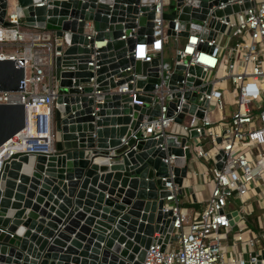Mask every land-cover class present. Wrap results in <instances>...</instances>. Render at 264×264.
I'll return each instance as SVG.
<instances>
[{
  "label": "water",
  "instance_id": "1",
  "mask_svg": "<svg viewBox=\"0 0 264 264\" xmlns=\"http://www.w3.org/2000/svg\"><path fill=\"white\" fill-rule=\"evenodd\" d=\"M14 1L22 8L25 26L57 33L68 30L71 39L60 56L51 58V73L58 81L55 153L20 154L4 162L0 171V264H142L150 244L156 241L163 250L172 232V212L162 211L169 195L163 180L168 165L163 159L173 155L170 169L178 194L191 159L190 149L182 150L185 139L176 134L134 139L132 133L141 123L159 115V104L138 94L135 99L142 103L129 104L132 98L127 92L116 90L129 80L136 88L152 90L158 81L156 65L161 53H153L149 63L134 59L132 52L136 42H152L154 6L151 0ZM226 1L192 0L191 6L173 0L161 15L168 23L167 33L175 35L172 20L176 15L184 22L177 36L199 30L209 9ZM9 2L0 0L4 27L10 26L6 19ZM250 5L245 0L213 13L220 17ZM85 21L93 24L91 39L83 34ZM211 25L224 30L218 21L212 20ZM131 29L136 37L127 36ZM202 35L212 38L215 32ZM94 43L95 49L86 47ZM55 49L61 50L60 44ZM170 66L171 60L164 58L163 69ZM181 69L175 66L170 84L181 79ZM189 69L197 75L200 72L198 66ZM23 76L24 69L14 60L0 59V91H21ZM93 76L94 86H89ZM191 82L199 80L187 78V84ZM190 98L194 100L195 93ZM194 110V105L183 108L189 113ZM195 113L202 117L201 111ZM182 118L183 112L174 119L171 132L183 133L178 125ZM24 123L21 103L0 104V146L17 135ZM223 158L219 150L214 157L217 170ZM154 232L160 237L154 238Z\"/></svg>",
  "mask_w": 264,
  "mask_h": 264
},
{
  "label": "built area",
  "instance_id": "2",
  "mask_svg": "<svg viewBox=\"0 0 264 264\" xmlns=\"http://www.w3.org/2000/svg\"><path fill=\"white\" fill-rule=\"evenodd\" d=\"M182 1L183 5L193 6L192 0ZM244 1L227 0L212 6L200 29H190L186 37L176 35L184 26L176 15L172 20L173 37L184 42L175 47L170 68L163 69L165 42L171 35L167 33V21L161 16L164 0H151L154 6L152 42H136L132 52L134 59L149 63L153 53H161L156 65L158 81L152 90L136 88L133 80L116 88L117 92H127L132 98L129 104L142 103L135 99L137 94L147 95L159 104V115L141 123L132 133L134 139L176 134L185 139L182 150L190 149L189 161L201 159L212 163L206 173L210 184L208 198L201 210L189 212L180 207L178 187L172 182L173 155L163 159L168 165V175L163 180L169 195L164 198L162 211L172 212V232L163 250L156 241L150 244L142 264H264V0H246L251 3L249 7L220 17L213 13L215 9L241 5ZM10 6L6 18L10 26L0 25V44L11 48L24 44L16 51H0V59L14 60L16 66L24 69V76L21 91H0V104L21 103L25 123L17 135L0 146V171L4 162L20 154L55 153L53 114L58 81L51 73V58L60 56L71 39L68 30L57 33L19 29L22 8L14 0ZM212 20L223 24L224 30L214 29ZM212 30L215 32L212 38L202 35L203 31ZM5 32L11 35L5 36ZM83 34L87 39L94 36L91 21L84 22ZM127 36L136 37L135 29ZM142 36L146 38V31ZM120 38L126 39V35ZM58 44L61 50L55 49ZM95 46L96 43L93 47L86 45L89 49ZM177 65L183 66L181 79L170 84L168 80ZM194 66L200 68L198 75L189 69ZM163 74L167 75L165 82ZM189 77L198 79L199 83L187 84ZM94 80L95 76L90 77L88 85L94 86ZM128 83L133 86L128 88ZM77 88L82 90L81 85ZM192 93H195L194 100L190 98ZM190 105L195 106L193 113L183 111L184 106ZM227 105L232 107L228 114ZM196 111H201V118L196 116ZM212 111L216 120L211 117ZM181 112L183 118L178 125L183 133H173L174 119ZM185 116L189 117L187 122H184ZM192 131L197 133L196 137H191ZM219 150L224 158L221 169L217 170L214 157ZM256 207L261 209V214L257 216L254 230L247 220L254 215ZM153 237L160 235L154 232Z\"/></svg>",
  "mask_w": 264,
  "mask_h": 264
},
{
  "label": "crops",
  "instance_id": "3",
  "mask_svg": "<svg viewBox=\"0 0 264 264\" xmlns=\"http://www.w3.org/2000/svg\"><path fill=\"white\" fill-rule=\"evenodd\" d=\"M12 3L13 0L11 1ZM226 108L228 114L232 107L227 105ZM190 162L193 163L192 168L188 169L183 181L182 193L177 197L180 205L184 204L189 212H193L202 209L208 198L210 184L206 181V173L209 171V166L207 165L208 163L203 162L201 159H193ZM188 187L192 189L191 192L187 190ZM255 212H258L259 215L261 214V209L256 207Z\"/></svg>",
  "mask_w": 264,
  "mask_h": 264
},
{
  "label": "rangeland",
  "instance_id": "4",
  "mask_svg": "<svg viewBox=\"0 0 264 264\" xmlns=\"http://www.w3.org/2000/svg\"><path fill=\"white\" fill-rule=\"evenodd\" d=\"M11 1L12 0H10V2H9L10 4H9L8 10H7V13L10 11ZM172 2H173V0H164V3H165L164 8L165 9H168L169 4L172 3ZM18 28L21 29V30H24V31L31 30V28L25 26L23 23L20 26H18ZM224 40H225V37H223V41ZM167 41H168V47H166V49H165V51L163 53V57L165 59H167V60H173L174 57H175V52H174L175 47L182 46V44H183L184 41H183L182 38H179V39L175 40L173 36H170ZM22 42H24V41H22ZM23 44L24 43H19L18 46H14L13 48H11L9 46H5L3 44H0V51H2V52H9V51H12V50L16 51V50L21 49ZM226 109L227 108H225V110ZM226 112H228V111L226 110ZM211 117H212L213 120H216V118H217L216 117V114H214L213 111L211 112ZM188 120H189V117L188 116H185L184 122H187ZM208 164H209L210 167L212 166V163L211 162H209ZM192 165H193V163L190 162L188 164L189 168H192ZM180 207L182 209L188 210V208L184 204L180 205ZM260 217L263 218V216H260Z\"/></svg>",
  "mask_w": 264,
  "mask_h": 264
},
{
  "label": "trees",
  "instance_id": "5",
  "mask_svg": "<svg viewBox=\"0 0 264 264\" xmlns=\"http://www.w3.org/2000/svg\"><path fill=\"white\" fill-rule=\"evenodd\" d=\"M166 47H168V41L165 42L164 51H165ZM207 165L209 166V164H207ZM257 215H258V212H255L254 215L252 217L248 218V220H247L249 226L252 227L254 230L257 229V220H256L257 219Z\"/></svg>",
  "mask_w": 264,
  "mask_h": 264
},
{
  "label": "bare ground",
  "instance_id": "6",
  "mask_svg": "<svg viewBox=\"0 0 264 264\" xmlns=\"http://www.w3.org/2000/svg\"><path fill=\"white\" fill-rule=\"evenodd\" d=\"M4 35L9 37L11 35V33L10 32H5Z\"/></svg>",
  "mask_w": 264,
  "mask_h": 264
}]
</instances>
